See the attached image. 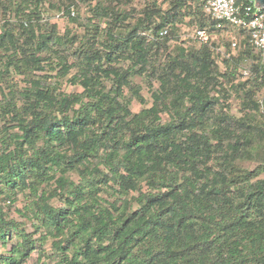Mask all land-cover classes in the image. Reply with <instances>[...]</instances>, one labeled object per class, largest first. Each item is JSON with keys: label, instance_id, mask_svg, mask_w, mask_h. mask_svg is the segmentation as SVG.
Wrapping results in <instances>:
<instances>
[{"label": "trees", "instance_id": "16d2710c", "mask_svg": "<svg viewBox=\"0 0 264 264\" xmlns=\"http://www.w3.org/2000/svg\"><path fill=\"white\" fill-rule=\"evenodd\" d=\"M84 1L62 31L53 0H0V264H264V165L239 163L264 131L229 115L208 43L170 51L188 0L135 22ZM74 70L81 93L60 84ZM135 76L160 84L138 113Z\"/></svg>", "mask_w": 264, "mask_h": 264}, {"label": "rangeland", "instance_id": "374dc122", "mask_svg": "<svg viewBox=\"0 0 264 264\" xmlns=\"http://www.w3.org/2000/svg\"><path fill=\"white\" fill-rule=\"evenodd\" d=\"M113 1V3H111ZM53 3L60 6L62 9L53 8L48 2L44 3L41 7L43 22L50 24H56L60 30H64L67 26V20L63 16L66 11V6L71 7V11L75 13L77 17L80 15L81 19L79 23L84 24L85 20L93 17V13L90 10L91 3L84 0H65V3L59 2V0H53ZM119 7L122 11L127 12L129 21L135 22L139 18H143L152 12L153 9L165 12L169 9L170 5L167 0H107V4ZM95 4V2H93ZM188 10H183L188 17L185 18L183 23H179L170 35L168 46L170 51H175L176 47H182L188 50L200 47L203 43H208L213 59L216 62V70L219 75V81L222 83L224 89L227 92L225 97V105H228L229 115L238 120L251 119V122L264 131V84L257 85L255 80L261 81V73L257 72V68H264V59L261 54L254 50L248 43V39L242 31L224 30L215 31L212 27L208 15L204 9L199 10L200 4H192L187 1ZM196 8L195 12H190ZM198 12L200 18H195ZM203 22V23H202ZM107 20L103 19L101 27L106 26ZM204 24V26H201ZM74 30L81 28L79 24L74 27ZM82 29V28H81ZM169 29H171L169 27ZM238 41L237 47H233V42ZM75 70L68 77L62 79L60 84L62 90L67 93H81L82 88L78 84H71L70 77L73 76ZM21 77L16 76V81L19 86H23L25 82ZM134 84L140 86L141 96L143 102L134 100L131 105V109L134 113L140 112L144 108H150L153 103V93L159 89V82H153L152 86H148L145 80L141 76H135L133 78ZM244 86H240L242 84ZM254 97L253 100L258 103L259 109H254L248 102L246 93L251 92ZM251 107V108H250ZM163 122L168 120L166 114L162 115ZM246 147L243 148L245 152ZM242 152V158L239 160L242 166L247 169L253 170L259 165H264V139L258 140V148L256 155ZM264 178V174L261 175ZM56 205H60L58 201H54ZM25 204L24 196L20 195V199L11 206L9 213L11 217L18 221H24L25 219L20 217L19 209H22ZM0 206L7 208L8 203H4L0 200ZM30 223L27 224V228L31 231ZM49 247V245L47 246ZM36 258V256H35Z\"/></svg>", "mask_w": 264, "mask_h": 264}, {"label": "built area", "instance_id": "2783aa9c", "mask_svg": "<svg viewBox=\"0 0 264 264\" xmlns=\"http://www.w3.org/2000/svg\"><path fill=\"white\" fill-rule=\"evenodd\" d=\"M192 4H202L215 31L228 28L244 30L249 45L264 59V8H259L255 0H188ZM165 29L162 36L167 35ZM238 41L233 42L237 47Z\"/></svg>", "mask_w": 264, "mask_h": 264}, {"label": "water", "instance_id": "95a60500", "mask_svg": "<svg viewBox=\"0 0 264 264\" xmlns=\"http://www.w3.org/2000/svg\"><path fill=\"white\" fill-rule=\"evenodd\" d=\"M259 8H264V0H255Z\"/></svg>", "mask_w": 264, "mask_h": 264}]
</instances>
